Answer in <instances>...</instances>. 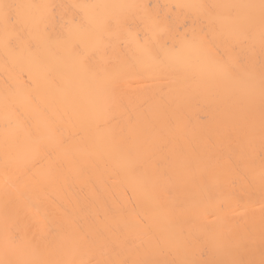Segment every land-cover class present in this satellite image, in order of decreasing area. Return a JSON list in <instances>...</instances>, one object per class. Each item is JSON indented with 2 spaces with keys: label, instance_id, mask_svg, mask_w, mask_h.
<instances>
[{
  "label": "bare ground",
  "instance_id": "obj_1",
  "mask_svg": "<svg viewBox=\"0 0 264 264\" xmlns=\"http://www.w3.org/2000/svg\"><path fill=\"white\" fill-rule=\"evenodd\" d=\"M0 264H264V0H0Z\"/></svg>",
  "mask_w": 264,
  "mask_h": 264
}]
</instances>
